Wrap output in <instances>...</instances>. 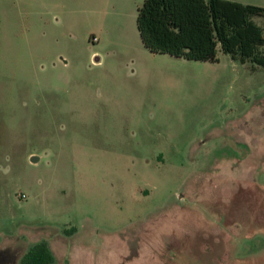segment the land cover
Masks as SVG:
<instances>
[{"label": "rangeland", "instance_id": "obj_1", "mask_svg": "<svg viewBox=\"0 0 264 264\" xmlns=\"http://www.w3.org/2000/svg\"><path fill=\"white\" fill-rule=\"evenodd\" d=\"M144 1L0 0V264H264V66L151 52Z\"/></svg>", "mask_w": 264, "mask_h": 264}, {"label": "trees", "instance_id": "obj_2", "mask_svg": "<svg viewBox=\"0 0 264 264\" xmlns=\"http://www.w3.org/2000/svg\"><path fill=\"white\" fill-rule=\"evenodd\" d=\"M264 7L237 0H145L137 27L153 53L217 62L218 49L241 62L264 66ZM19 264H57L47 240L33 243Z\"/></svg>", "mask_w": 264, "mask_h": 264}, {"label": "crops", "instance_id": "obj_3", "mask_svg": "<svg viewBox=\"0 0 264 264\" xmlns=\"http://www.w3.org/2000/svg\"><path fill=\"white\" fill-rule=\"evenodd\" d=\"M177 58H183V57H177ZM201 62H204V61H201ZM4 261H5V260H2L1 264H3V263H4Z\"/></svg>", "mask_w": 264, "mask_h": 264}]
</instances>
